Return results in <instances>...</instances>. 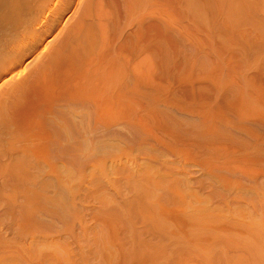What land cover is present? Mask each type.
Returning <instances> with one entry per match:
<instances>
[{
  "label": "bare ground",
  "instance_id": "6f19581e",
  "mask_svg": "<svg viewBox=\"0 0 264 264\" xmlns=\"http://www.w3.org/2000/svg\"><path fill=\"white\" fill-rule=\"evenodd\" d=\"M0 264H264V0H0Z\"/></svg>",
  "mask_w": 264,
  "mask_h": 264
}]
</instances>
